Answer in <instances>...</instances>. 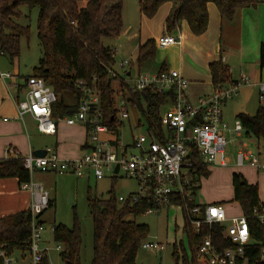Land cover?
Segmentation results:
<instances>
[{"label":"built area","instance_id":"1","mask_svg":"<svg viewBox=\"0 0 264 264\" xmlns=\"http://www.w3.org/2000/svg\"><path fill=\"white\" fill-rule=\"evenodd\" d=\"M181 43L180 35H164L157 40L156 47L166 49L180 46ZM117 52L118 49H112L114 58ZM135 63L130 59L121 61L117 64L119 70L115 69V64L109 69V75L112 79H123L128 87V94H141L148 90L158 95L170 94L172 110L167 112L161 129L147 130L145 135H132V142L129 144L123 143L119 134L108 126L96 79L91 85L81 80L76 83V88L82 94L77 113L58 120L53 112L57 96L42 77L30 76L25 80L24 86H20L16 83L17 76L0 73V79L5 83L11 81L7 84V89L16 92L14 98L18 120L23 122L26 116H30L35 120L38 132L45 136L56 135L60 123L68 127L79 125L87 130V152L78 159H62L53 150H48L44 158H37L33 154L24 158V167L29 171L31 180L20 184V189L31 195L28 211L31 217V235L26 255L18 249L0 250L3 264H18L19 261L14 259L17 254H20L23 264H43L47 256L42 249V234L45 231L42 217L50 209L51 197L42 184L33 181L32 177L36 172L74 175L79 179L92 176L97 180L111 176L114 182L118 176L134 180L138 183V192L127 198L120 196L117 198L118 203L136 205L146 202L150 206L146 215L170 208L189 213L193 234L201 239L195 248L197 264H264V248H255L257 244L252 240L247 216L228 217L222 205L196 204L199 183L195 181L198 176H195L190 161L197 154L207 166H228L225 157L228 145L226 133L242 138L246 132L239 120L233 128L229 127L223 119V108L225 103L237 96L242 85L252 84L250 79L243 78L241 82L217 87L211 96L193 105L186 94L188 80L179 70L131 72ZM257 87L262 105L264 82L257 83ZM128 101L121 96L118 98L121 107L120 110L117 108V117H112V120L116 119L119 125L130 118L127 107L132 105H128ZM108 135L112 137L107 138ZM240 145L242 149L237 153V167L248 166L264 172V146L262 151L253 154L247 151L246 145ZM257 145L259 150V144ZM189 151L192 156L187 158ZM116 166H119L117 173ZM178 198L194 201V206L190 208L188 204L176 203ZM254 216L264 226V207L261 212L255 210ZM54 229L53 226L51 230L54 232ZM219 229L223 241L215 243V235ZM141 248L156 255L166 250L164 244L147 240L142 243ZM57 250L62 252V245ZM27 258L29 262L25 263Z\"/></svg>","mask_w":264,"mask_h":264},{"label":"trees","instance_id":"2","mask_svg":"<svg viewBox=\"0 0 264 264\" xmlns=\"http://www.w3.org/2000/svg\"><path fill=\"white\" fill-rule=\"evenodd\" d=\"M262 0H140L139 11L147 19H154L161 7L172 5V12L166 20L168 32L179 29L186 22L194 36L204 35L209 28L208 4L213 3L222 20L233 21L241 9L256 7ZM22 7L39 10L37 33L42 48V59L34 75L42 77L57 96L53 107L54 117L64 119L77 113L81 92L76 83L81 80L91 85L94 79L101 92L102 108L110 129L117 135L119 125L112 117H117L118 98L129 100L141 114L147 130L161 129L162 107L171 100V95L155 94L148 90L139 94H128L129 90L123 79H112L109 69L115 66L112 47L104 40L117 39L123 32V5L121 0H0V53L13 62L20 57L22 38L29 39L30 28L19 24L23 14ZM157 47L155 41H147L138 49L136 65L141 71L143 66L155 60ZM260 65L264 66V47L261 49ZM212 83L215 88L231 83L228 67L222 62L210 64ZM165 70V69H164ZM161 70V71H164ZM159 71V72H161ZM131 103V104H130ZM247 137H253L264 144V107H259L254 116H238ZM141 122H139V125ZM196 183L201 178H208L210 171L196 155L191 157ZM16 178L19 183L31 180L29 171L24 167L20 156L0 160V179ZM234 192L233 202L238 203L243 214L249 218L252 240L257 250L264 248V226L254 216V211L261 212L263 205L259 200L258 186L247 182L242 174L232 176ZM200 187H198L199 190ZM196 190V189H195ZM176 203L194 206V201L178 198ZM55 205L51 201L50 209ZM89 206L93 221L94 249L92 264H136L142 243L147 240L149 228L135 220L145 215L149 204L119 205L114 187L109 197L100 200L89 197ZM184 230L189 237L190 256L183 249L181 257L175 252L176 264H197L195 248L200 237H195L190 225L189 213L183 211ZM30 214L22 212L15 216L0 218V250L18 249L26 255L30 240ZM54 240L63 246L61 259L64 264H81L80 254L82 237L76 223L73 228L62 224L54 225ZM221 229L215 235V243L223 241ZM177 248V244H175ZM178 251V249H176ZM0 264L3 260L0 259ZM43 264H49L45 256Z\"/></svg>","mask_w":264,"mask_h":264},{"label":"crops","instance_id":"3","mask_svg":"<svg viewBox=\"0 0 264 264\" xmlns=\"http://www.w3.org/2000/svg\"><path fill=\"white\" fill-rule=\"evenodd\" d=\"M121 1L123 5L122 14H127V10H131V14L140 15V30L135 33L132 28H125V22L123 20L124 28L121 36L117 39H109L119 43V47H121L120 56H118L119 54L117 52L118 55L116 54L117 56L114 58L115 64H117V57L121 61L130 59L136 62L139 47L145 44L147 41L153 40L156 43L157 40L164 35H180L182 38V43L180 46H171L166 49H161L170 58V60L168 59L170 64H167V62L163 61L161 58H156V61L154 62L155 66L152 65L150 67V65L148 66L145 64L143 68L146 67L151 73H156L164 69L179 70L182 76L188 80L186 94L189 101L193 105H197L201 102L203 99L201 94L208 92L210 88L213 89V92L215 90L209 69L210 64L212 63L222 62L224 66L229 68L231 74V83H238L241 82L243 78H249L252 84L242 85L237 96L225 103L223 108V119L225 122L226 120L224 116V110L227 108L229 103L235 102V100L241 97L240 94H243L244 89V91L255 89L257 90L258 96L257 83L262 81L264 82V66L261 67L260 65L261 49L264 47V2L256 7L239 10L233 21L222 20L217 7L213 3L208 4L210 19L208 31L204 35L197 37L191 33L186 22H182L179 29L176 31L171 33L167 31L166 20L170 16L173 9L171 4H166L161 7L156 17L150 20L141 15L139 11L140 0H132L131 5L128 4V0ZM121 41L125 43L126 47L121 46ZM157 51H159V49H157ZM233 51H236L237 55L239 56L240 62H237L236 65L237 67H240L239 74L233 72L231 69L232 66H235V63L232 59L234 57ZM130 70L131 72L138 71L137 65ZM7 84L8 83H5L2 79H0V160L9 158L13 159L18 156L24 159L31 154L34 155V153L39 150L46 152L48 150H53L62 159H78L87 152V130L82 126H65L64 128H61L60 126L64 123H60L56 135L45 136L38 132L37 124L30 116H26L23 122L18 120L16 101L14 98L15 95H13L15 91H9L7 89ZM6 92L12 99L8 100L7 102L2 101V98L7 97ZM205 97L208 96L205 95ZM7 99L9 98L7 97ZM259 107H264V105L260 104ZM26 118L30 119L29 128L31 129H28ZM34 123L36 124V128L34 127ZM29 131L31 132V135L29 134ZM71 131L74 134L69 136ZM37 133L42 136H36L35 134ZM227 134H229L231 137H234L232 133H226V135ZM42 137H50L53 139L51 142H47L45 139H42ZM242 137L247 136L245 134ZM253 139L256 143L258 142L257 144L261 143L255 138ZM207 167L210 170V166ZM245 167L237 168L242 169ZM256 171L257 181L248 175L244 174L243 176L249 184L258 186L259 200L264 207V174L260 175L262 172H259L258 170ZM37 173L43 175L37 176V174L36 177L44 182L48 181L49 176L51 177L52 175H58L53 173ZM91 177L92 176L84 179L90 180ZM203 179L204 177L200 179V188ZM33 181L35 182V176ZM199 190H197L195 200L196 204L204 206L208 205L204 200L199 199ZM232 194L234 199L233 186ZM51 201L54 200L51 198ZM30 203L31 195L30 193L20 189V183L18 179H0V218L15 216L22 212H28ZM211 205L220 204L216 203ZM222 206L224 207V205ZM180 211L183 214V211ZM241 215H244L243 210Z\"/></svg>","mask_w":264,"mask_h":264},{"label":"rangeland","instance_id":"4","mask_svg":"<svg viewBox=\"0 0 264 264\" xmlns=\"http://www.w3.org/2000/svg\"><path fill=\"white\" fill-rule=\"evenodd\" d=\"M128 4L131 5L132 0H128ZM21 10L23 16L19 21V24L30 28V37L29 39L25 37L21 39L20 57L15 59L13 62L8 56L1 55L0 53V73H12L13 75L17 76L16 83L20 86H24L25 80L28 77L33 76L35 69L39 67L40 60L42 59V48L40 46L37 33V19L39 10L37 8L29 10L28 7H22ZM131 13V10H127V14H123L125 28H132L133 31L137 33L140 30V15ZM104 44L106 46H111L113 49H118L119 55H117L120 56L121 47H119V43L107 39L104 40ZM120 44L121 46L126 47L123 41H121ZM233 54L234 57L232 59L235 63V66H232L233 68L231 67V69L233 72L239 74L240 67L236 66L237 62H240L239 56L237 55L236 51H233ZM156 58H161L163 61H166L167 64H170L168 62V59L170 60V58L164 53L163 50L159 49V51L156 53L155 60L152 62L153 64L149 63L147 65H150V67L152 65L155 66L154 62L156 61ZM120 61L121 60L117 57V64H119ZM117 64L115 69L119 70ZM142 72L151 73L146 67L142 69ZM7 83H11V81L8 80ZM244 90L243 94H240L241 97L235 100V102L229 103L227 108L224 110L225 120L230 127H234L239 114L253 116L256 114V111L259 108L260 101L259 97L257 96V90ZM212 93L213 89L210 88L208 92H205L201 95L202 98H204L205 95L210 96ZM6 94L9 99L4 97L2 98V101L7 102L8 100H12L7 92ZM13 95L16 96V92H14ZM119 104L120 103H118L117 108L119 107L120 110L121 106H119ZM127 110L129 111L130 119L126 120L119 128L120 139L125 144L132 142V135H145L148 129L139 111H137L132 106H128ZM170 110H172V105L170 102H167L161 109V116L163 119L166 118V114ZM139 122H141L140 125ZM26 124L28 129H31L29 128V118H26ZM65 126V124H62L60 127L64 128ZM34 127L36 128V124ZM29 134L31 135L30 131ZM73 134L74 133L71 131L69 136H72ZM35 135L42 136L38 133ZM111 137L112 135L107 136V138ZM226 138L228 146L226 148L225 157L228 166H210V176L202 180L198 197L199 199L204 200L208 205L216 203L224 205V209L228 217H238L242 214V208L238 203L233 202L231 183L232 175L234 173L242 175L245 174L257 181L256 170L249 167L242 169H238L236 167L237 153L242 149L240 144L246 145L248 147L247 151L252 152L253 154H256L258 151H262L264 144L261 142L259 144L258 150V145L253 138H235L231 137L229 134L226 135ZM42 139H45L47 142H51L53 138L42 137ZM39 174L40 173L36 172L32 177L33 180L35 176V182L43 184L50 192L51 198L55 201V205L45 212L43 216L45 231L42 234V249H44L47 253L48 263L64 264L61 259V252L57 250L58 246L60 245L55 242L54 232L51 230V228L54 225L57 226L62 224L71 229L77 223L80 227L82 237L80 254L81 264H92L94 238L89 197H97L100 200H105L109 197V192L114 187L116 198H119L120 196L127 198L130 194L138 192V183L123 176H118L114 182L111 176H107L103 180H97L94 177H91L90 180H87L79 179L74 175H52L51 177H48L47 182H44L36 177V175L43 176ZM261 174H264V172L260 173V175ZM119 205L122 206L121 204ZM135 221L138 224L146 225L149 228L147 241L159 242L166 246V250L159 255L141 248L138 252L136 264H176L177 262L174 256L175 252H178L179 257L183 256L181 242L187 254L190 256L189 237L184 230L185 221L183 214L179 209L170 208L161 210L154 214L140 215ZM175 244H177V248H175ZM176 249H178V251H176ZM19 255L20 254H17L14 259L19 261L18 264H23ZM28 262L29 259L27 258L25 263ZM181 262L182 261L180 260L178 264H181Z\"/></svg>","mask_w":264,"mask_h":264},{"label":"water","instance_id":"5","mask_svg":"<svg viewBox=\"0 0 264 264\" xmlns=\"http://www.w3.org/2000/svg\"><path fill=\"white\" fill-rule=\"evenodd\" d=\"M34 156H36L37 158H44L46 156V151H43V150L36 151L34 153ZM191 156H192V152L189 151L187 158H190ZM115 171H116V173L119 171V166H116ZM199 218H202V216H199Z\"/></svg>","mask_w":264,"mask_h":264}]
</instances>
